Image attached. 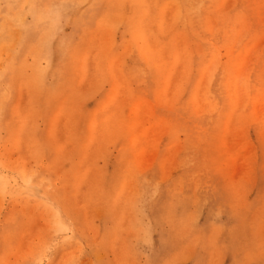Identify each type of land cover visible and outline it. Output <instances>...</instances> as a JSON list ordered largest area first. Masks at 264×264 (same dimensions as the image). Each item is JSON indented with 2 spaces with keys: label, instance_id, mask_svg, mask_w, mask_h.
<instances>
[{
  "label": "rangeland",
  "instance_id": "374dc122",
  "mask_svg": "<svg viewBox=\"0 0 264 264\" xmlns=\"http://www.w3.org/2000/svg\"><path fill=\"white\" fill-rule=\"evenodd\" d=\"M0 264H264V0H0Z\"/></svg>",
  "mask_w": 264,
  "mask_h": 264
},
{
  "label": "bare ground",
  "instance_id": "6f19581e",
  "mask_svg": "<svg viewBox=\"0 0 264 264\" xmlns=\"http://www.w3.org/2000/svg\"><path fill=\"white\" fill-rule=\"evenodd\" d=\"M33 174V173H32ZM33 177V176H32Z\"/></svg>",
  "mask_w": 264,
  "mask_h": 264
}]
</instances>
